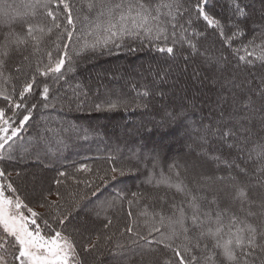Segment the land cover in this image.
<instances>
[{
	"label": "snow or ice",
	"instance_id": "snow-or-ice-1",
	"mask_svg": "<svg viewBox=\"0 0 264 264\" xmlns=\"http://www.w3.org/2000/svg\"><path fill=\"white\" fill-rule=\"evenodd\" d=\"M250 7L244 0H225V11L219 13L213 0H20L19 4L0 0V161L16 159L13 153L25 139L22 133L33 128L34 112L54 108L52 99H59L56 92L60 88L68 85L72 91L69 103L75 97L76 110H83L79 97H86L87 92L79 82L72 86L70 80L80 64L110 55L117 48L134 50L129 42L137 41L141 45L147 42L164 59L174 60L178 55L185 61L202 58L212 71L208 79L219 91L216 119L195 130L198 155L217 165L223 163L230 171L227 176L200 172L190 186L176 163L169 166L172 175L163 170L157 175L159 157H151L153 175L146 183L174 191L180 199L170 204V214L155 212L144 222H151L146 235L126 227L130 238L126 243L116 242L111 255L115 264H131L134 257L125 259L128 252L145 246L156 251L150 247L156 244L172 253V258L161 264H264V196L254 198L255 190L264 193V12L259 20L252 19ZM208 35L215 36L222 46L219 56L201 50L200 41ZM13 55L26 62L23 80L21 64L9 69ZM168 76L164 72L161 81L167 82ZM143 89L138 97L153 95L147 85ZM105 104L107 107L97 103L93 110L119 107L111 99ZM184 115L183 107L166 111L165 121L154 127L166 130ZM33 130L35 135L28 139L24 151L38 160L41 153L52 152L53 145L61 151L68 147L72 134L78 138L81 134L75 124L44 122ZM87 131L82 130L85 139ZM217 142L228 149L229 157L235 154V159L217 155ZM108 159L114 163L97 173L100 183L86 181V190L70 192L66 203L61 202L65 197L59 190L53 193L48 189L56 202L42 192L44 202L38 206L48 208V216L21 197L13 173L0 167V264H85L73 235L79 229L68 231L72 213L89 210L91 205L112 206L113 200H101L103 189L130 175L135 168L130 161L138 157ZM43 166L51 165L43 162ZM77 171L91 169L82 166ZM183 171L190 170L184 167ZM57 174L65 178L54 179L57 186L72 179L66 170ZM119 198L117 194L114 199ZM95 215L98 218L100 212ZM141 215L149 213L145 210ZM105 219L107 228L112 221ZM111 239L105 235L101 243L97 234L83 251L98 252ZM140 264H145L143 255Z\"/></svg>",
	"mask_w": 264,
	"mask_h": 264
},
{
	"label": "trees",
	"instance_id": "trees-1",
	"mask_svg": "<svg viewBox=\"0 0 264 264\" xmlns=\"http://www.w3.org/2000/svg\"><path fill=\"white\" fill-rule=\"evenodd\" d=\"M72 2L77 3V0H72ZM244 2L251 5L247 0H244ZM7 3L19 4L20 0H7ZM224 4L225 0H213V6L219 13H224ZM249 11L252 19L259 20L261 12H264V3L257 2L251 5ZM129 43L134 50H130L128 47L117 48L114 49L113 53L110 55H100L91 59V62H94L92 66L95 65L94 69L96 72L104 71L110 66L119 71L115 78L117 84H112V81L106 79L103 82V86L99 87L96 84L89 83L87 88L83 87L84 91L87 92V96L79 97V103L83 108L81 111L76 110L75 97H73L71 103H69L68 98L72 97V91H69L67 95L64 94L63 96V89L66 85L60 88L56 92V96H58L59 99H52V103L55 104V107L38 109L34 112V121L32 122L33 128L26 129L22 133L25 139L16 147V151L13 153L17 159L19 155L17 150H20L25 143L27 145V140L30 139L32 135H35L33 129L37 125H41V119L43 118L47 120L50 119L49 117L56 116V118L61 119V122L53 126H58L59 124L77 125L81 129L79 138L76 134H72L71 139L68 141V147L61 151H56V147H53L52 154L55 153L54 157L58 163L54 164L56 167L53 169L46 168L50 170V172L46 170V172H49L47 183L49 182L48 184H50L52 180L50 188L53 187L52 183H54V179L60 178L57 174L58 170L67 171L69 176L72 177V179L66 181L71 184L67 185L64 189L67 192L86 190V181H94L95 184H99L100 181L97 177V173L99 172L102 174L103 169L110 167L114 163L113 160L108 159L109 156H114L116 161H129V158L133 157L135 154L138 159L130 161L135 165L133 172L122 178L121 182H116L114 186L112 183H109V185L103 189L104 195L101 197V200H108L111 198L113 204L110 207L103 206L98 209L100 212L99 220L95 223L96 231L93 234L94 236L91 235L95 238L97 234L101 236L104 231L110 230L112 232V239L107 244L110 250H112L116 242L126 243L128 241L130 234L125 232L126 227H133L134 231L146 235L148 227L151 226V222H149L148 225H145L144 222L149 220V217L155 212L163 211L164 214H170V204L180 199L174 191H170L165 187L155 188L152 184L146 183L148 177L153 175V171L149 170L141 159H147L148 162L152 164L151 157L158 155L159 164L156 168L157 175L161 170H165L163 169L164 167L166 168V170L163 171L165 175H172L169 171V166L176 163L180 166L179 170L181 171L182 177H184L183 168L187 167L190 171L185 173V176L191 178L190 173L195 170L193 167L194 160L190 162V158H193V156L197 161H204L207 163L209 171L212 170L208 172L210 175L227 176L230 171L223 163L217 165L207 160L204 156L198 155L199 149L197 147L198 142L195 130L198 129L201 124L207 125L210 122H214L218 115L214 109L219 89L214 87L208 79V77L212 75L211 69L203 63L202 58H194L193 60L185 61L183 55H178L174 60L170 58L164 59L163 54L156 52L147 42L143 45L138 41ZM200 43L201 50L207 49L208 55H220L222 46L215 36L208 35L207 39H201ZM184 55H187V53H184ZM224 55L229 56V53L225 51ZM17 61L23 62L20 57L13 55L9 61L10 70ZM88 61L86 62L88 64H80L74 76L70 78L72 86H75L77 83V81H73L75 75L78 76L80 72L85 71L87 67L91 65V62L89 63ZM23 63L24 65L21 66L22 80L25 78L23 72L26 69V62ZM164 72L169 73L167 82H162L160 78L163 76ZM157 73H160V76H157ZM13 74L15 75V73ZM38 79L43 78L38 77ZM112 80H114V78ZM16 84L17 87H19L20 80L16 81ZM144 85H147L152 90V96L147 98L138 97V92L144 90ZM159 90H162L164 95H161ZM109 99L119 104L116 110L103 112H95L93 110L94 105L97 103L104 104V106L107 107L105 101ZM145 103L148 104V107H142ZM181 107L185 110V115L181 120L168 124L166 130L154 127V125L165 121L166 111H178ZM83 111L88 114H82ZM130 116H133V118H130ZM125 118L131 119L132 123L128 125H133L132 127H125L127 123ZM97 120H106V125H98ZM106 128H108V131ZM84 129L88 130L87 139L83 138L82 130ZM148 129L152 130L148 131ZM143 130L144 132H142ZM119 131H122V134H119ZM115 132L118 134H114ZM136 140L140 142V144L136 143ZM158 140H160L159 143ZM171 142L179 144V149H176L177 153L174 151L173 153H171V151L161 153V151H163V145ZM72 143L73 146H71ZM93 145L96 146L91 151L90 148L93 147ZM145 145L151 149L143 150ZM71 147L73 148L71 149ZM216 148L218 149L216 154L221 155L222 159H235V154L229 157L228 149L221 146L218 142ZM123 151L127 153L124 156L121 154ZM183 153L184 155H182ZM27 157L29 158L30 156H25V158ZM14 160L0 161V167L6 168L7 171L13 173L12 179L18 187L21 197L26 199V202L33 208L39 207L38 205L40 202L31 200L24 195L23 192H25V190L23 189L21 191L22 188L20 189L21 186L18 182L19 177L28 173L32 165H36L40 168L39 164H32V160L26 159L29 163L25 166L19 165L18 161H16L17 163L15 164ZM160 160L165 166L162 165L163 167H161ZM237 162L241 163L243 166L242 161L237 160ZM22 166L28 168L27 172L21 171ZM82 166L90 168L93 172L89 171V173L84 174L82 173L84 171H77V169ZM138 169H141V172L137 175L135 170ZM249 169L251 170V166H249ZM17 172L20 173L19 176H16ZM186 182L192 185L189 179H187ZM137 191L139 192L137 193ZM150 191L164 192L169 196H161L162 202L150 204L151 202H149L147 198H150L153 194ZM112 193L119 194L120 198L114 199L116 196H111ZM67 196L69 197V195ZM67 196H65V200L68 198ZM262 196H264V193L259 189L255 190L254 198H261ZM130 201L131 203H129ZM42 210V214L48 216L50 210L47 208H42ZM145 210H147L149 216L141 215ZM129 212L132 213L131 216ZM77 215L78 212L72 213V217ZM105 217L112 221L111 225L107 228L104 227L107 223ZM38 223L42 224L41 220L38 219ZM68 227L72 229V224L70 223ZM156 235L158 237L159 234ZM76 238L78 239L77 242L82 245L80 251L81 255L84 257L85 264H101L98 261H92L90 258L92 253L83 251V246L89 241H95V239H90L89 237L87 240H81L77 235ZM141 244H144V242L141 241ZM150 247L156 249V251H149L148 246L142 248L137 247L134 252H128L125 259L134 257V259L131 260V264H138L139 260H141V255H143L145 259L147 258L150 260L151 264L157 262L161 264L165 258H172V253L167 250H162V246L160 247L159 245L153 244ZM108 252L109 251L102 252L105 253L106 259L108 258L107 262L110 261L115 263L113 256L108 254ZM137 253L140 255H137Z\"/></svg>",
	"mask_w": 264,
	"mask_h": 264
},
{
	"label": "rangeland",
	"instance_id": "rangeland-1",
	"mask_svg": "<svg viewBox=\"0 0 264 264\" xmlns=\"http://www.w3.org/2000/svg\"><path fill=\"white\" fill-rule=\"evenodd\" d=\"M248 1V3H250L251 5H254L255 3H257V2H261V3H264V0H247ZM221 9V8H220ZM217 12H219V11H217ZM89 63L91 62V60H89L88 61ZM92 63H94V62H91V65L89 66V67H87V69L85 70V71H82V72H80V74L77 76V75H75V77L73 78V81L75 82V81H77V82H79V83H81L82 85H83V87L84 88H87V86H88V84L89 83H92V84H96L97 86H103L104 84H103V82L107 79V80H110V81H112V84H117V81H116V76L118 75V72L119 71H117V70H115V68H113V67H109L108 69H105L104 71H101V72H96L95 71V69H94V67H95V65H93L92 66ZM16 64H21V66H23L24 65V63L23 62H20V61H17L16 63H15V65ZM86 64H88V63H86ZM14 65V66H15ZM182 65V64H181ZM129 68V67H128ZM23 76V75H22ZM22 78L23 77H21V80H22ZM114 78V80H112ZM122 82H123V79H122ZM69 91H71L70 90V87L68 86V85H66L65 86V88L63 89V93H62V95L64 96V94H68V92ZM66 98V97H65ZM67 99V98H66ZM87 112V111H86ZM82 114H88V113H85L84 111L82 112ZM50 119H45L44 120V118L43 119H41L42 121H41V125L44 123V122H49V123H51L52 125H57L59 122H61V119H59V118H56V116H52V117H49ZM130 118H133V116H130ZM106 119V118H105ZM126 119V121H127V123L125 124L126 126L125 127H132L133 125H131V126H129L128 124L130 123H132V121H131V119H129V118H125ZM64 121V120H63ZM98 121V125H106V120H97ZM102 127V126H101ZM104 127V126H103ZM107 129V131H108V128H106ZM107 131H106V133H107ZM112 132V131H111ZM142 132H144V130L142 131ZM114 134H118V133H114ZM119 134H122V131H119ZM143 139H144V137H143ZM146 139V138H145ZM28 141V140H27ZM137 141V140H136ZM160 142V140H158V143ZM136 143H138V144H140V142H136ZM178 145L179 144H175V143H173V142H171V143H165L164 145H163V151H161V153L163 152V153H167V152H169V151H171V153H173V151L174 152H176L177 153V151H176V149H179L178 148ZM26 146V143H25V145L24 146H22V148L20 149V150H17V152L19 153V155H18V157H17V159H15L14 160V162H15V164L17 163L16 161H18V164L19 165H25V166H27V163H29L28 161H26V159H28V160H32L31 162H33L32 164H39V166H40V168H38L36 165H32V167L29 169V172L28 173H24L25 175L23 176L22 175V177H19V179H18V182H19V185L21 186H19L20 187V189H21V191L24 189L25 190V192H23L24 193V195H26L29 199H31V200H34V201H39L40 203L41 202H44V200H43V197H42V195H41V193L43 192V194L44 195H46L47 197H48V200L49 201H53V202H56L57 201V197L53 194V195H48V190L47 189H51L52 191H53V193L55 192V191H57V190H59L60 192H61V194L65 197V196H67L68 195V193H70V192H67V191H65L64 189L66 188V186L67 185H71L70 184V182H65L64 184H61V185H59V186H57L55 183H52V188H50L51 187V181H50V184H48L47 183V180H48V177H49V172H50V170H47L44 166H43V162H47V163H49L51 166L50 167H47V168H55L56 166H54V164H57L58 162H57V160H56V158L54 157V154H52V152H49L48 154H44V153H41V155H40V159L38 160V159H36V157H35V155L33 154V155H31L29 158L27 157V158H24V159H21L20 157L21 156H27V154L25 153V151H24V147ZM71 146H73V143H72V145ZM96 146V145H95ZM95 146L93 145V147H91L90 148V150L92 151L94 148H95ZM53 147H56L55 145H53ZM73 147H71V149H72ZM162 148V147H161ZM145 149H151L150 147H148L147 145H145L144 147H143V150H145ZM121 154H123V156L124 155H126L127 153L126 152H121ZM179 154V153H178ZM182 155H184V153L182 154ZM193 156V155H192ZM191 160H190V162L192 161V160H194V162H193V167H194V171L193 172H191L190 173V177L191 178H189V177H187V179H189L190 180V182L193 184V177L195 176V175H197L198 173H200V172H204L205 174H209L210 175V173H208V172H211L212 170H210L209 171V169H208V167H207V163L206 162H204V161H197V159H195L194 158V156H193V158L191 157L190 158ZM142 161H143V163H145L146 165H147V168L149 169V170H151V171H153L152 170V164H150L149 162H148V160L147 159H141ZM189 160V159H188ZM13 162V161H12ZM184 162V161H183ZM160 165H161V167H163V166H165L163 163H162V161L160 160ZM196 163V164H195ZM198 164V165H197ZM163 165V166H162ZM141 166V165H140ZM44 168V169H43ZM163 169H165L166 170V168L164 167ZM27 170H28V168H25V167H23L22 166V168H21V171H23V172H27ZM41 170H43V171H41ZM46 170L47 171H49V172H46ZM165 170H163V171H165ZM54 171V170H53ZM136 172H137V175H138V173H140L141 172V169H138V170H135ZM91 172H93V171H91ZM95 172V171H94ZM82 173H84V174H87V173H89V171H84V172H82ZM145 173H147V172H145ZM145 173H144V175H145ZM155 173L157 174V170L155 169ZM134 174V173H133ZM183 174H184V176L186 175L185 173H184V171H183ZM55 175V174H54ZM136 175V176H137ZM198 178V177H197ZM58 179H60V180H64V178L63 177H60V178H58ZM192 179V180H191ZM191 186V185H190ZM139 191H137V193H138ZM151 193H153L152 195H151V197L149 198V197H147L148 198V201L149 202H151L150 204H152V203H155V202H162V197L161 196H165V197H167V196H169L168 194H166V193H164V192H159V191H150ZM149 192V193H150ZM140 194V193H139ZM113 195H115L116 197H117V194H115V193H112V195L111 196H113ZM210 195H211V193H210ZM146 196H147V194H146ZM68 197V196H67ZM67 199H69V197L67 198ZM67 199L66 200H64V201H61L62 203H66V201H67ZM108 200H111V198H109ZM179 201V200H178ZM100 203V201H97V204H99ZM48 209V208H47ZM98 209H100V207H97V205H91L90 206V209L89 210H85V211H76V212H78V215L77 216H73L72 217V220H71V224H72V229L71 228H69L68 227V231L69 232H72V230H73V228H76V229H79V231L78 232H74L73 233V235L75 236V238H76V235L77 236H79L80 237V239L81 240H87V239H89V237H90V239L91 238H93V239H95L94 237H92V236H94L93 234L95 233V231H96V229H95V223H97V221L99 220V217L97 218L96 217V215H95V211H99ZM34 210H36L38 213H41L42 214V208H39V207H37V208H34ZM165 210V209H164ZM94 220V221H93ZM93 221V222H92ZM42 222V221H41ZM97 233V232H96ZM111 234H112V232L110 231V230H108V231H104L103 232V234H101V242L103 243L104 241H103V237L105 236V235H108V236H111ZM92 235V236H91ZM76 241H78V239L76 238ZM77 244L80 246V250L82 249V245H81V243H79V242H77ZM160 246V245H159ZM161 247V246H160ZM161 249L162 250H165V249H163L162 247H161ZM100 251V252H99ZM103 251H109L108 252V254H111V250L108 248V247H101L99 250H98V252H95V253H92L91 254V256H90V258L92 259V261H98L99 263H101V264H115L114 262H107L108 261V258L106 259V256H105V253H102ZM166 251V250H165ZM165 254V253H164ZM104 255V256H103ZM101 256V257H100ZM144 261H145V264H148V262H150V260L149 259H145L144 258ZM140 262H141V260H139V262H138V264H140ZM154 264H158V262L157 263H154Z\"/></svg>",
	"mask_w": 264,
	"mask_h": 264
}]
</instances>
